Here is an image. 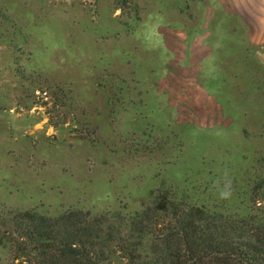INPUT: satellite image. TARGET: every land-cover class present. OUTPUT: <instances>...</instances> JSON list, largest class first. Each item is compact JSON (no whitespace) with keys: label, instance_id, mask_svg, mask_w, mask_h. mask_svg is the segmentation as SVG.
Returning a JSON list of instances; mask_svg holds the SVG:
<instances>
[{"label":"rangeland","instance_id":"374dc122","mask_svg":"<svg viewBox=\"0 0 264 264\" xmlns=\"http://www.w3.org/2000/svg\"><path fill=\"white\" fill-rule=\"evenodd\" d=\"M223 3L135 0V17L110 0H0V206L128 214L173 186L249 213L264 175V31ZM194 105L212 127L184 121Z\"/></svg>","mask_w":264,"mask_h":264},{"label":"trees","instance_id":"16d2710c","mask_svg":"<svg viewBox=\"0 0 264 264\" xmlns=\"http://www.w3.org/2000/svg\"><path fill=\"white\" fill-rule=\"evenodd\" d=\"M100 1L81 0L95 8ZM110 2L122 14L138 17L135 0ZM189 111L194 120L184 121L202 124L209 118L198 106ZM218 114L224 116L220 108ZM50 124L59 127L52 116ZM152 145L137 150L159 152L166 144ZM244 195L250 204L245 215L214 212L173 186L128 214L71 209L53 217L0 206V264H114L117 258L124 264H264V175L254 178ZM2 249L8 250L6 260Z\"/></svg>","mask_w":264,"mask_h":264},{"label":"crops","instance_id":"0c3cea01","mask_svg":"<svg viewBox=\"0 0 264 264\" xmlns=\"http://www.w3.org/2000/svg\"><path fill=\"white\" fill-rule=\"evenodd\" d=\"M221 1L223 3V0ZM224 2L245 23V29L247 27L252 32L264 31V0H224ZM262 41L261 46L264 45V39Z\"/></svg>","mask_w":264,"mask_h":264},{"label":"clouds","instance_id":"9594fccd","mask_svg":"<svg viewBox=\"0 0 264 264\" xmlns=\"http://www.w3.org/2000/svg\"><path fill=\"white\" fill-rule=\"evenodd\" d=\"M221 196H222V197L227 196V193H226V192H222V193H221Z\"/></svg>","mask_w":264,"mask_h":264}]
</instances>
